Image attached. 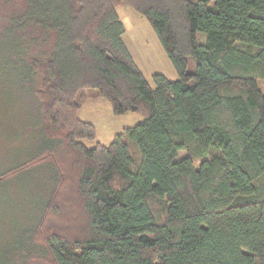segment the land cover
<instances>
[{
	"label": "trees",
	"instance_id": "16d2710c",
	"mask_svg": "<svg viewBox=\"0 0 264 264\" xmlns=\"http://www.w3.org/2000/svg\"><path fill=\"white\" fill-rule=\"evenodd\" d=\"M119 3L176 79L146 81ZM85 89L143 119L86 145ZM0 95V264H264V0H0Z\"/></svg>",
	"mask_w": 264,
	"mask_h": 264
},
{
	"label": "rangeland",
	"instance_id": "374dc122",
	"mask_svg": "<svg viewBox=\"0 0 264 264\" xmlns=\"http://www.w3.org/2000/svg\"><path fill=\"white\" fill-rule=\"evenodd\" d=\"M116 11L125 28L122 39L150 86H154L152 74L156 72L164 74L167 78H170V80L176 79L177 73L147 19L127 3H119ZM199 38L201 42L204 41L203 34H200ZM187 59V70L189 72H194L195 62L193 58L188 57ZM2 103L3 99L0 95L1 111H3L4 108ZM78 115L81 119L92 122L96 129V137L94 140H82L88 146L93 145L96 142L108 144L113 139L115 134L122 132L124 127L133 126L143 119L142 115L134 112H128L121 115L113 114L111 111V105L103 97L98 95L95 89H85L83 91L80 98V108ZM0 122L8 125L2 130V132H9L12 127L9 126L10 121L4 117L0 118ZM25 127H27V125H25ZM27 134L28 128L25 129L24 136L22 137H26ZM21 139L22 138H19L16 141H9V143L5 141L0 142V149L7 153L10 148L18 147V145H20L22 142ZM181 154H183L182 151ZM39 174L43 176L44 171L40 170ZM46 177L48 176L46 175ZM33 178L35 180V176ZM45 183L48 184L46 178ZM31 184H34V182H31ZM41 185L43 186L44 190L40 189V191L37 192L38 194L44 193L46 190L45 186L43 184ZM5 189L8 191V194L11 191H15L21 197L23 193H25L24 185L22 186L21 182L18 180H13L9 184L7 183ZM68 193L69 192H67V194ZM73 214H76V212L63 214L61 218H50L47 220V224L54 227H62L65 224H71V219L74 218ZM71 229L73 230V228ZM36 255L38 254H35L32 260L28 261L26 264H50V261L43 260L42 257L39 258Z\"/></svg>",
	"mask_w": 264,
	"mask_h": 264
}]
</instances>
